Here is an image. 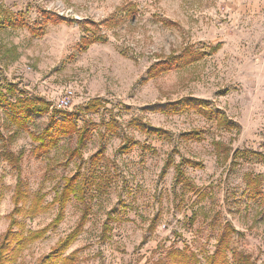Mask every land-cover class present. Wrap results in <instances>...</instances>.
I'll use <instances>...</instances> for the list:
<instances>
[{"label": "rangeland", "instance_id": "1", "mask_svg": "<svg viewBox=\"0 0 264 264\" xmlns=\"http://www.w3.org/2000/svg\"><path fill=\"white\" fill-rule=\"evenodd\" d=\"M49 12L86 22L89 31L78 24L45 23L43 14ZM17 14L42 35L3 27L6 17ZM115 14L122 16L117 27L93 25ZM85 35L107 42L81 51ZM188 48L206 57L148 80L151 66ZM10 85L51 104L50 114L28 122L31 132L40 133L51 117L61 118L59 112L74 114L81 128L94 130L81 158H71L76 136L38 158L28 132L16 133L0 109V132L12 136L8 147L0 143V152L23 154L20 174L0 158V242L19 177L29 193L26 208L38 194L52 203L64 180L78 172L86 179L91 157L105 150L95 178L84 185L86 203L73 199L61 225L30 245L16 264L46 257L76 228L85 205L90 215L67 252L78 251V264H156L168 250L185 247L205 264L227 223L236 229L233 250L264 264L263 205L245 194L247 174L260 176L264 189V160L256 155L264 154V0H0V88ZM67 90L76 94L74 105L60 109ZM187 97L204 100L208 110L235 127L226 129L192 109L177 115L151 111ZM95 99L102 104L99 112L86 113ZM136 122L168 135L143 133ZM110 124L114 130H107ZM193 131L203 139H183ZM130 142L137 145L130 153L120 151ZM178 165L186 179L182 184L176 183ZM57 214L56 206L19 221L27 233L46 227Z\"/></svg>", "mask_w": 264, "mask_h": 264}, {"label": "trees", "instance_id": "2", "mask_svg": "<svg viewBox=\"0 0 264 264\" xmlns=\"http://www.w3.org/2000/svg\"><path fill=\"white\" fill-rule=\"evenodd\" d=\"M118 14L111 16L102 23L93 24L95 27L100 28L105 26L108 29L115 28L120 22ZM44 22L59 25L63 23L78 24L84 32L88 30V23L78 22L76 20H69L54 13H44ZM3 27L11 29L26 28L31 31L35 36L40 37L42 31L31 28L22 14L9 15L2 22ZM107 38L101 35H93L89 37L83 36L80 41L81 51H87L92 45L99 43H106ZM220 46L212 49V53H217L220 50ZM206 57L204 52L195 51L193 49H185L179 55H173L168 59L162 60L148 70V80L156 79L164 74L170 73L176 70L185 69L191 65H194L202 61ZM207 103L204 100L187 97L180 99L179 101L168 103L162 106H155L151 111L159 112L166 115L182 114L188 110H197L203 116L209 120H217L218 124L224 128L231 129L234 123L231 122L225 115H221L220 112H213L208 110ZM102 104L99 99L90 101L85 106V112L90 114H97ZM0 109L3 110L5 116V123L16 129V133L19 131L28 132L31 140L36 145L34 147V155L38 158L49 154L63 138L77 137V147L71 152L72 160L75 158H81L82 150L85 148L87 141L91 138L94 126L85 124L82 128L77 122V118L74 114L68 112H59L61 118L51 117L47 126L40 132H31L28 126V122L35 116H45L51 113V104L40 100L32 99L25 96L22 92L18 91L16 85H10L6 89L0 88ZM135 127L141 132L155 135V136H167L168 133L160 128L148 127L143 123H135ZM113 125H108L107 130H114ZM183 139L188 141H201L203 139V133L193 131L184 134ZM12 139V136L5 138L0 132V143H5L8 147V142ZM136 144L126 143L120 148V151L124 153H130V151L136 147ZM105 150L101 148L96 154H94L91 161L90 174L86 179H83L78 172L72 177H68L64 180V184L60 191L55 194L52 203H45V195L38 194L28 208L26 204L29 200V193L27 187L18 179L14 195L12 197L14 208L8 215L10 220L9 227L1 237L0 242V264H16L22 255V253L32 244L44 239L52 230L57 229L65 219V212L67 206L73 199H77L81 203H86V193L84 185L89 184L95 178L97 174V167L104 160ZM258 158L264 160V154H256ZM0 158L9 163L18 174L21 173V163L23 160V154L13 153L8 150H2L0 152ZM188 167L201 168V164L185 161ZM176 183L182 184L186 181L184 178V172L182 165L177 166ZM246 179V196L249 201H258L263 205L264 215V189L263 182L260 176H254L247 174ZM4 195L0 192V209L3 202ZM58 207V214L55 219L49 223L46 227L36 230L28 231L23 230V225L20 223L19 218L22 216H28L35 218L40 214H44L52 207ZM90 215V208L85 205L82 217L76 226V228L67 235L64 239L60 240L58 244L51 250V252L44 258H42L37 264H78V251L71 254H67L70 247L77 241L80 235L83 233L84 226ZM1 219V212H0ZM116 218L109 216L110 221H115ZM16 228L21 229L16 231ZM236 234V229L226 224L224 231L221 233L217 240L215 251L206 256L205 264H254L250 256L234 251L231 246L232 235ZM156 264H202L196 253L192 252L188 247L182 250L172 248L168 250L164 256L158 259Z\"/></svg>", "mask_w": 264, "mask_h": 264}, {"label": "built area", "instance_id": "3", "mask_svg": "<svg viewBox=\"0 0 264 264\" xmlns=\"http://www.w3.org/2000/svg\"><path fill=\"white\" fill-rule=\"evenodd\" d=\"M76 94L72 90H67L64 97L62 98L59 108L60 109H69L74 105Z\"/></svg>", "mask_w": 264, "mask_h": 264}]
</instances>
